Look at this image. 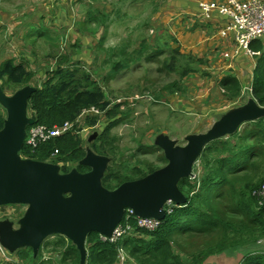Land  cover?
I'll return each mask as SVG.
<instances>
[{
    "label": "trees",
    "instance_id": "1",
    "mask_svg": "<svg viewBox=\"0 0 264 264\" xmlns=\"http://www.w3.org/2000/svg\"><path fill=\"white\" fill-rule=\"evenodd\" d=\"M157 9L155 8L154 12ZM97 15L96 12H89L87 20L80 22L81 26L77 28L80 36L93 37L101 26L103 35L107 33L108 24L111 22L105 23L103 19L99 20ZM48 34L52 35V33ZM46 35L42 28L40 30L32 28L26 35L25 41L31 42L29 41L31 39L33 44L38 38ZM61 38L63 36L58 39ZM104 39L105 36L101 38L97 50L98 48L102 50ZM169 39L176 45L175 48H170L167 43L159 47V40L156 37L153 44L142 40L138 48L131 52L132 55H128L127 43H122L121 47L112 54V60L118 57L120 59L112 62L111 75L131 69V65L145 55L148 60L162 56L164 51H168L158 71L176 74L177 79L164 85L160 93L154 95L155 97L150 94L145 95L154 97L152 101L158 102V98L162 95L169 98L180 93L184 94L186 88L182 80L200 73V67L205 65L206 61L192 54L182 53L176 38L169 36ZM154 44L158 50L150 51V47ZM76 47L74 44L73 48ZM250 49L256 55L252 70V92L249 97L259 106L264 107V50L261 40L252 42ZM60 60L63 62L57 64L55 70L39 84L40 86L34 87L36 91L28 100L27 115L34 120V126L51 128L65 122H73L83 110L91 107L103 112L108 124L87 147L83 146V141L77 133L69 132L41 144L33 152L23 144L19 153L21 157L39 162L52 160L59 164L61 173H68L73 168L85 173L89 169L79 165V161L84 158L88 148L110 160L109 165H111H108L101 180L103 187L108 190H113L125 182L144 178L160 169L161 167L145 163L130 169L132 175L129 178L112 168L119 158L117 144L119 138L111 135V128L123 122L128 112L121 110L124 107L122 102L111 104L106 99L98 83L84 73L79 62L69 64L70 56L66 54L60 57ZM33 78L34 75L27 70L26 63H15L12 59L0 62V87L3 92L6 87L13 88L16 92L28 86ZM218 87L226 102L233 103L241 95L242 85L233 74L223 75L218 81ZM241 106L243 104L235 108ZM0 109L4 112V115L0 114L1 130L5 111L1 107ZM96 123L97 119L92 118L88 119L85 125L94 126ZM242 126L244 127L241 131L239 129L233 135L214 141L204 148L198 158L199 162L197 161L201 168L197 180L192 182L190 179H182L178 183V188L187 198V203L167 215L157 230L146 232L135 228L116 245L103 243L98 234L91 233L87 236L85 245L86 264H116L119 247L124 249L129 259L126 264H130L131 261L133 264H204L208 259L210 261L222 255L236 256L244 250L250 251L244 252L245 256L240 264H264V253H254L249 248L250 246L255 249L257 239L264 236V198L257 195L264 184V118ZM231 140H234V143ZM153 147L162 152L156 146ZM54 152H56L55 158L52 159ZM162 160L166 165L164 155ZM203 241L209 244L200 247ZM42 249L59 253L60 258L57 262L60 264H79L78 251L61 236H53L50 242L46 240L42 244ZM40 256L41 251L34 259L29 248L21 249L15 255L20 263L44 264L40 262L38 258Z\"/></svg>",
    "mask_w": 264,
    "mask_h": 264
},
{
    "label": "rangeland",
    "instance_id": "2",
    "mask_svg": "<svg viewBox=\"0 0 264 264\" xmlns=\"http://www.w3.org/2000/svg\"><path fill=\"white\" fill-rule=\"evenodd\" d=\"M47 1L0 0L1 12L11 8L9 16L0 15V23L2 24L0 26V61L6 57L14 60L15 63H26L27 70L34 75L32 82L29 84L32 87L43 83L50 76V73L55 70L57 64L63 62L60 60V57L63 55L70 56L69 64L79 62L84 73L88 74L92 81L98 83L106 99L111 104H116L117 100H120L124 105L121 110L126 111V113L128 112L123 122L111 128V135H116L119 138L117 142L119 146V158H117L112 168L121 174H126L129 178L132 175L130 169L140 167L145 163L161 168L165 166L162 160V152L153 147L159 135H166L179 146H183L185 144L184 138L187 135L205 133L217 120V116L237 106L244 105L249 99L247 90H245V93H241L240 98L233 103L226 102L223 99L222 92L218 87L221 74L218 73L217 61L220 64H224L228 60L223 58L224 52H219L217 49L213 53L209 52L205 54L206 56H202L203 54L200 50L203 51L204 46L201 47L198 42L196 44L197 51L195 56L199 57L198 54H201L202 59L206 63L200 67V73L182 80L186 91L184 94L180 93L176 98L174 97L173 99H176L174 101L162 95L158 98V102H153L154 95H158L164 85L177 79L176 74L158 71L161 62L168 55V51H164L162 56L148 60H146L147 55H145L141 59H138L134 63L135 65H131V69L122 71L117 75H111L112 62L120 59L118 57L112 60V54L121 47L122 43H127L128 55H132L131 52L138 48L142 40L153 44L156 37L159 40V47L167 43L170 48H175L176 45L172 44L169 39V36H174L179 42L182 53L191 54V49H193L192 54H194L195 46L187 43L184 37L186 34L177 28L183 20L180 21V17L175 15L172 16V21L167 19L168 14L166 13L170 10V8H167L169 0H74L71 3L70 1L72 0H60L58 5L48 1L50 5L53 4L52 8L49 7L50 5L47 4ZM56 5L60 8L57 10L59 15L55 13L56 17L51 19L52 15L50 12H56ZM155 8H158L156 12H154ZM41 9L43 11L41 16H44L43 18L46 20L44 23L52 30V35L47 34L45 37L38 38L36 43L32 44V40H30L31 42L25 41L27 40V38L25 39L26 35L31 31L21 35L20 25H16L17 27H15L11 23H13V20L16 19L20 12L32 14L34 19H37L35 14ZM68 12L70 16L72 15L71 22H73V26L67 27L64 21L68 17ZM89 12H96L99 20L103 19L105 23L109 21L111 23L108 24V30L105 35H103V28L101 26L96 35L89 38L83 37L78 42L76 39L79 35L77 28H80V22L87 20ZM160 12L162 14H159ZM33 16L29 19L32 20ZM194 20L196 23L199 22L196 18ZM207 24H210L214 29L216 28V25H213L211 22ZM189 31L191 32L192 30L190 28L185 29L186 33ZM102 35L103 37L105 36L102 50H99V48L97 50V46L101 38H103ZM60 36H63V38L59 40ZM261 43L264 50L263 41ZM74 44H76V48H73ZM203 44H206L205 39L203 40ZM154 46L155 44L150 47V51L158 50ZM198 46L203 49H199ZM187 48H190V50L185 51ZM79 50H81L80 54ZM246 58L254 59V57ZM254 61L245 66V71H241L242 78L245 76V80L243 79L241 82L242 89L250 83V79L247 76L252 77L249 73L251 72L250 70H253ZM221 69L222 73L228 71L226 68L223 69V67ZM4 93L12 95L14 89L6 87ZM145 94L154 96L153 98L148 96L153 101L147 98ZM180 100L184 104L189 103L186 104L187 107L180 106V103L178 105L177 103ZM0 114L4 115L1 109ZM86 121L79 120L74 128L77 130L75 133L82 139L84 147L89 146L108 124L103 116L100 118L99 123H96L94 126H86ZM231 142L234 143V140H231ZM49 163L57 165L52 160H49ZM200 172V163H197L193 168V178L190 180L192 182L197 180ZM6 209V211L14 212L10 221L14 227H17V222L24 214L25 208L13 205L6 207ZM203 242L200 247L209 244V242ZM249 248L254 253H264V236H260L257 239L255 249L250 246ZM19 251L13 253L7 252V254L15 256ZM247 251L250 250H244L236 256L222 255L210 261L208 259L204 264H240V261L245 256L244 252ZM49 253L50 251L43 250L42 257L38 258L42 261L43 256L48 254L49 257L45 261V264H60V262H57L59 259L55 260V255H50ZM54 253L59 254L57 252ZM15 258L17 259V257ZM130 264H133V262L131 261Z\"/></svg>",
    "mask_w": 264,
    "mask_h": 264
},
{
    "label": "water",
    "instance_id": "3",
    "mask_svg": "<svg viewBox=\"0 0 264 264\" xmlns=\"http://www.w3.org/2000/svg\"><path fill=\"white\" fill-rule=\"evenodd\" d=\"M35 91L28 85L7 95L0 87V107L5 111L0 130V208H25L17 227L10 219L0 221V245L10 253L29 248L34 259L47 239L61 236L78 251L79 264H86L87 236L111 237L126 210L140 218L163 221L167 203H187L178 183L193 178L204 148L233 135L244 124L264 118V107L250 97L243 106L224 113L205 133L187 135L183 146L161 134L155 146L167 164L144 178L108 190L101 180L110 160L88 148L79 161L89 169L85 173L75 168L61 173L58 165L21 157L26 128L35 123L27 115L28 100Z\"/></svg>",
    "mask_w": 264,
    "mask_h": 264
},
{
    "label": "built area",
    "instance_id": "4",
    "mask_svg": "<svg viewBox=\"0 0 264 264\" xmlns=\"http://www.w3.org/2000/svg\"><path fill=\"white\" fill-rule=\"evenodd\" d=\"M197 4L200 18L203 21L213 22L214 18H216L219 25V35L222 38L232 36L235 50L232 52H224V59L230 60L239 52H242L250 58L256 55L255 52L251 51L250 45L252 42L263 40L264 38V0H224L223 2L208 0L200 1ZM254 65L252 69L254 68ZM251 81L252 77L250 83L243 87L241 93H245V90H247L249 93L248 95H251ZM146 97L152 101L150 97ZM117 103H121L120 100H118ZM102 116L104 117L103 112L95 107H91L83 110L73 122H65L60 126H53L51 128L45 126H30L28 130H26V139L23 144L27 149L33 152L34 149H37L38 146L43 143L64 136L69 132L75 133L77 130L74 128L79 120L85 122L88 119L96 118L97 123H99ZM55 154L56 152L53 153L51 158H55ZM47 162L49 163V161ZM257 195L264 198V184H262L261 188L258 190ZM175 208H178V206H175L172 203H167L164 207L165 217L172 214ZM6 210V207L0 209V221L10 219L12 215H14V212L12 213ZM161 222L162 221L156 219L140 218L134 215L133 211L126 210L122 221L114 229L111 237L99 235V239L103 243L116 245L125 236L131 234L135 228L146 232H154L159 228ZM0 254L7 264H21L20 262L11 259L7 254V251L4 250L1 245ZM49 254L53 255L52 253ZM48 257L49 255L45 254L42 261H47ZM59 258V255L56 254L55 260H58ZM126 261L127 256L125 251L122 247H119L116 264H126Z\"/></svg>",
    "mask_w": 264,
    "mask_h": 264
},
{
    "label": "crops",
    "instance_id": "5",
    "mask_svg": "<svg viewBox=\"0 0 264 264\" xmlns=\"http://www.w3.org/2000/svg\"><path fill=\"white\" fill-rule=\"evenodd\" d=\"M3 1H5V0H3ZM48 1L51 3H56L57 5L60 2V0H48ZM73 1L74 0L70 1V3ZM197 1L200 2V1H208V0H195V1L194 0H169L168 1L169 6H167V8H170V10L168 11V13H166V14H168L167 19L170 21L173 20V17H172L173 15L180 17L179 18L180 21L183 20V22L177 28L179 30L181 29L183 33L188 35V36H186V35L184 36L185 41L187 43L193 44L195 46L194 47V54H192L193 49H191L192 52H190V53L195 56L196 51H197V46H196L197 42L201 45V47L204 46V50L203 51L200 50L203 54L202 56H204L206 53H209V52L213 53L214 50H216V49L219 52H227V51L232 52V51H234L235 46H234V43L232 41V36H228L227 38H222L219 35V25H218L216 18H214L213 22H211L213 25L214 24L216 25L215 29L212 28V26L210 24H207L209 22L205 23V21H203L200 18V15L198 12ZM209 1L223 2L224 0H209ZM49 2L47 4H49ZM57 5H56V12L55 11L50 12V14L52 15L51 19H54L56 17V14H58L57 10H59L60 8ZM49 7L52 8L53 4H51ZM12 11H15V10H12ZM10 13H11V8H9V10H6V11H2V12L0 11V15H3V16H9ZM42 13H43V11L41 9L39 12H37L35 14V16H37V19H34V16L32 14H26L25 12H23V13L20 12V14H18L16 19H14L13 23H11V24L15 25V27H17L16 25H20V32H22L21 35L27 34V32L32 30V28L39 29V30L42 28L46 34L52 33V30L49 27H47L46 24L44 23L46 20H44L45 19V18H43L44 16H41ZM159 14H162V12H160ZM164 14H165V11H164ZM67 15H68V17L65 19L64 22H66L67 27L73 26V22H71L72 21V17H71L72 15L70 16L69 12ZM32 16H33L32 20L29 19ZM194 18L198 19L199 22L196 23ZM219 21H221V20H219ZM64 22H63V24H64ZM194 23L196 26L194 25ZM1 25L2 24L0 23V26ZM186 28H190V30H192V31L191 32L189 31L188 33H186L185 32ZM73 33L75 34V32H73ZM76 39L82 40L83 37L78 35L76 37ZM204 39L206 40V44H203ZM30 40L31 39H29V41ZM262 41L264 43V39L261 40V42ZM182 44H183V42H182ZM199 46H198L199 49H203V48H200ZM181 49H182V47H181ZM188 50H190V48H187L185 51H188ZM185 54H187V53H185ZM198 55H199L198 58H203L201 56V54H198ZM245 56L246 55H244L242 52H239L236 56H234L232 59L226 61L224 64H220L217 61L218 73L221 74L220 77H222L226 73H230V74L235 75L240 83L242 82L243 79L245 80V76L243 78L241 76V74H242L241 71H245L246 70L245 66H248V64H250L251 61H254V60L246 58L247 56L246 57ZM5 59H8V58L5 57L0 62H2ZM236 63H237V65H236ZM221 67H223V69L226 68L228 71L222 73ZM250 71H249L250 72L249 74L252 75V70H250ZM247 78L251 80V77L249 75L247 76ZM248 79H246V81H248ZM176 96H178V95H176ZM176 96L169 97L168 99L172 100L174 97L176 98ZM174 100H176V99H173L172 101H174ZM179 103H180V106L182 105L183 107H187L186 104H189V103L184 104V102H182L181 100L177 104L179 105ZM179 107H178V109H179ZM190 107H192V106H190ZM52 239L53 238H50L49 240H52ZM43 250L44 249H42V251ZM9 257L15 261H18L17 260L18 258L16 259L14 255L13 256L9 255ZM41 257H42V253H41ZM41 263L45 264V261H41ZM0 264H7L4 260V258H2L1 254H0Z\"/></svg>",
    "mask_w": 264,
    "mask_h": 264
},
{
    "label": "clouds",
    "instance_id": "6",
    "mask_svg": "<svg viewBox=\"0 0 264 264\" xmlns=\"http://www.w3.org/2000/svg\"><path fill=\"white\" fill-rule=\"evenodd\" d=\"M197 163V162H196ZM6 207H8V206H6ZM178 207H180V206H178ZM53 238V237H52ZM50 239V238H49ZM49 239H47V240H49ZM44 250H46V249H44ZM40 251H41V253H42V246H41V249H40ZM47 251H49V250H47ZM50 253H52L53 255H56L55 253H53V252H51L50 251ZM57 255H59V254H57ZM59 257H60V255H59ZM19 262V261H18ZM40 262H41V259H40Z\"/></svg>",
    "mask_w": 264,
    "mask_h": 264
},
{
    "label": "bare ground",
    "instance_id": "7",
    "mask_svg": "<svg viewBox=\"0 0 264 264\" xmlns=\"http://www.w3.org/2000/svg\"><path fill=\"white\" fill-rule=\"evenodd\" d=\"M254 60V59H253Z\"/></svg>",
    "mask_w": 264,
    "mask_h": 264
}]
</instances>
